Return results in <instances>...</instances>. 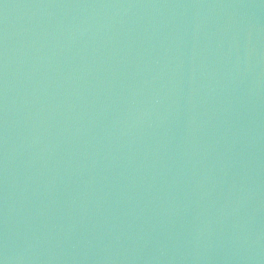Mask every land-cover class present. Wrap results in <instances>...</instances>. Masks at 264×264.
I'll return each instance as SVG.
<instances>
[{"label": "water", "instance_id": "water-1", "mask_svg": "<svg viewBox=\"0 0 264 264\" xmlns=\"http://www.w3.org/2000/svg\"><path fill=\"white\" fill-rule=\"evenodd\" d=\"M0 264H264V0H0Z\"/></svg>", "mask_w": 264, "mask_h": 264}]
</instances>
